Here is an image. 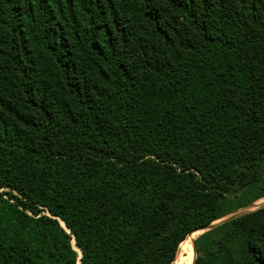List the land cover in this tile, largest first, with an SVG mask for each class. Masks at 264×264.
Listing matches in <instances>:
<instances>
[{"label":"trees","instance_id":"1","mask_svg":"<svg viewBox=\"0 0 264 264\" xmlns=\"http://www.w3.org/2000/svg\"><path fill=\"white\" fill-rule=\"evenodd\" d=\"M263 198L264 0H0V264H172ZM194 250L264 264V207Z\"/></svg>","mask_w":264,"mask_h":264},{"label":"water","instance_id":"2","mask_svg":"<svg viewBox=\"0 0 264 264\" xmlns=\"http://www.w3.org/2000/svg\"><path fill=\"white\" fill-rule=\"evenodd\" d=\"M262 207H264V203L259 204V205H256L254 203L249 204V205H247V206H245L243 208H240V209H238V210H236V211H234V212H232V213L224 216L223 218H221L219 220H216V221L210 223L209 225L204 226L203 228H201V229H199L197 231H194L193 233H198V235H197V237H198L201 234H203L205 232H208V231H210V230L218 227L221 224H224L226 222L235 220V219H237L239 217H242L244 215L250 214V213H252V212H254V211H256V210H258V209H260ZM194 240L192 241V252H193V261H192V264L194 263V260L196 258V254H195V250H194Z\"/></svg>","mask_w":264,"mask_h":264},{"label":"bare ground","instance_id":"3","mask_svg":"<svg viewBox=\"0 0 264 264\" xmlns=\"http://www.w3.org/2000/svg\"><path fill=\"white\" fill-rule=\"evenodd\" d=\"M194 234L195 233L190 234V236L186 240H184L182 242V244L178 247L179 252H181V253H178V255L176 256L175 260H177V261L175 262V264H189L187 261L184 260L185 258H190V260H191L190 264H192L193 257L191 255H186L184 257L181 255L185 251V249H187L186 247L190 242L189 240L193 238Z\"/></svg>","mask_w":264,"mask_h":264},{"label":"rangeland","instance_id":"4","mask_svg":"<svg viewBox=\"0 0 264 264\" xmlns=\"http://www.w3.org/2000/svg\"><path fill=\"white\" fill-rule=\"evenodd\" d=\"M262 203H264V198H263V199H260V200H258V201H256V202H254V204H256V205H259V204H262ZM197 235H198V233H195L194 236H193V238L189 240L190 242H189L188 245L191 246V249H192V241L197 237ZM189 236H190V235H189ZM189 236H188V237H189ZM188 237H187V238H188ZM187 238H186V239H187ZM186 239H185V240H186ZM188 245H187L186 248L189 247ZM186 251H187V249H185V251L182 253L181 256L184 257V256H186V255H189V254L186 253ZM178 253H181V252H179V248H178V251H177V255H178ZM176 261H177V260H174V262H173L172 264H175Z\"/></svg>","mask_w":264,"mask_h":264}]
</instances>
